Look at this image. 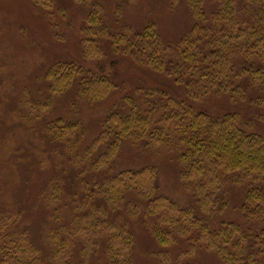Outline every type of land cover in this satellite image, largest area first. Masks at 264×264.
<instances>
[{
	"label": "trees",
	"instance_id": "16d2710c",
	"mask_svg": "<svg viewBox=\"0 0 264 264\" xmlns=\"http://www.w3.org/2000/svg\"><path fill=\"white\" fill-rule=\"evenodd\" d=\"M42 1L51 6L52 0ZM75 1L90 7V20L98 18V0ZM168 1L173 9L188 8L192 24L186 35L168 49L152 24L136 31L127 28L125 49L141 58L140 65L171 77L184 99L155 92L159 95L155 100L143 95L137 103L124 100L125 108L111 111L101 135L81 158L98 155L91 167L101 172L111 166L125 143L140 142L142 150L161 143L174 147L180 165L178 177L194 207L180 210L161 192L154 165L120 169L103 179L97 190L81 189L85 198L75 212L88 209L95 197L107 207L88 209L76 218L78 223L85 221L86 229L79 224L71 233L58 219L62 201L52 188L50 206L56 207V225L47 233V253L43 255L28 232L19 228L16 214H9L0 219V264H74L78 235L91 230L95 238L102 225L109 226L101 223L109 212L125 208L132 215L136 206L142 216L154 218L151 232L159 248L176 246L191 236L221 264H264V138L240 128L236 113L215 117L190 104L227 95L232 102L264 111V0ZM45 78L49 80L47 91L53 95L66 94L76 85L77 101L89 105L115 89L108 77L71 63L56 64ZM152 95L148 93V97ZM154 116L160 122L153 123L151 132L149 122ZM49 126L45 132L51 141L75 151L82 136L77 123L57 120ZM225 186L244 190L236 208L240 220L225 217L231 211ZM108 233L107 264H132L133 237L115 226H109ZM84 247L80 264L87 263L91 249L99 248L91 245L89 237Z\"/></svg>",
	"mask_w": 264,
	"mask_h": 264
},
{
	"label": "rangeland",
	"instance_id": "374dc122",
	"mask_svg": "<svg viewBox=\"0 0 264 264\" xmlns=\"http://www.w3.org/2000/svg\"><path fill=\"white\" fill-rule=\"evenodd\" d=\"M89 12V6L75 0H52L49 8L42 0H0V219L16 214L19 228L28 232L43 255L47 253V233L56 225V207L50 206L52 188L62 201L58 219L71 233L79 224L86 229L85 221L78 223L76 218L88 209L107 207L95 197L88 209L75 212L85 198L81 189L97 190L103 179L120 169L154 165L161 192L180 210L188 205L194 207L179 180L180 165L174 147L146 144L151 147L142 150L140 142L125 143L111 166L101 172L91 167L97 163L98 155L90 160L81 158L101 135L111 111L125 108L124 100L137 103L142 95L155 100L159 97L155 92L184 99L183 91L171 77L140 65L141 58L126 51L124 34L127 28L136 31L152 24L164 46L171 49L190 30L188 8L180 5L173 9L168 0H98V18L90 20ZM61 63L108 77L115 89L92 105L77 101L76 85L66 94L53 95L47 91L49 80L45 76ZM148 93L153 95L148 97ZM190 104L215 117L236 113L240 128L264 138L263 110L232 102L227 95L209 96ZM57 120L79 125L82 136L75 151L51 141L45 132ZM158 122L159 116L149 122L151 132L153 123ZM224 190L231 205L225 217L240 220L236 208L244 190L231 186ZM138 208L134 207L132 215L125 208L109 212L101 221L123 228L133 237L132 264H221L214 253L191 236L176 246L159 248L151 232L154 218L142 216ZM109 226L102 225L95 238L91 230L75 238L74 264L82 261L87 237L91 245L95 243L99 248L90 250L86 264H107Z\"/></svg>",
	"mask_w": 264,
	"mask_h": 264
}]
</instances>
